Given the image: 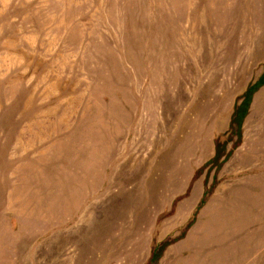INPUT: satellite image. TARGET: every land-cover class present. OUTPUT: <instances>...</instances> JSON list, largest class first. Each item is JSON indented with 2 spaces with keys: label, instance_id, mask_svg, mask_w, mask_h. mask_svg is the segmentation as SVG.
<instances>
[{
  "label": "rangeland",
  "instance_id": "1",
  "mask_svg": "<svg viewBox=\"0 0 264 264\" xmlns=\"http://www.w3.org/2000/svg\"><path fill=\"white\" fill-rule=\"evenodd\" d=\"M263 70L264 0H0V264H264Z\"/></svg>",
  "mask_w": 264,
  "mask_h": 264
},
{
  "label": "trees",
  "instance_id": "2",
  "mask_svg": "<svg viewBox=\"0 0 264 264\" xmlns=\"http://www.w3.org/2000/svg\"><path fill=\"white\" fill-rule=\"evenodd\" d=\"M262 84H264V70L261 76L259 77V79L255 83L250 84L247 87V89L245 90L243 94L241 103L238 106H235L234 108V112L231 117L230 129H231V132H233L237 136L240 133L241 122L246 114L247 107L250 102V97L258 89V87H260ZM223 145H224L223 142L220 143L219 141H216V147H217L218 152L222 150ZM204 194H207V193L204 192ZM201 203H202V200H201ZM165 244H167V242H164L162 245L160 244L158 246V249L156 250L152 249V252L149 258V263H153L158 258Z\"/></svg>",
  "mask_w": 264,
  "mask_h": 264
}]
</instances>
